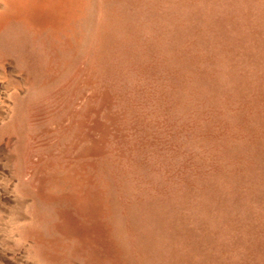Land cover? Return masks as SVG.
<instances>
[{
  "label": "rangeland",
  "instance_id": "374dc122",
  "mask_svg": "<svg viewBox=\"0 0 264 264\" xmlns=\"http://www.w3.org/2000/svg\"><path fill=\"white\" fill-rule=\"evenodd\" d=\"M0 264H264V0H0Z\"/></svg>",
  "mask_w": 264,
  "mask_h": 264
}]
</instances>
